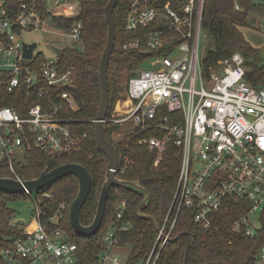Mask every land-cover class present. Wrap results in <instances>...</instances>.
<instances>
[{"label":"built area","instance_id":"2783aa9c","mask_svg":"<svg viewBox=\"0 0 264 264\" xmlns=\"http://www.w3.org/2000/svg\"><path fill=\"white\" fill-rule=\"evenodd\" d=\"M84 1L100 0H34L23 2L15 13L0 1V83L9 93L23 88L32 100L22 112L0 106V169L8 167L14 172L15 162L32 149L58 157L83 148L88 132L77 124L85 120L67 113V108H75V99L64 89L73 85L75 70L62 67L60 54L83 46L80 15ZM204 1L186 0L180 6L167 2L157 9L151 0H134L124 21L128 31L148 30L144 38L127 40L124 48L139 49L144 44L150 50H169L147 58V69L140 65L134 74L128 73L125 97L117 99L105 124L118 126L119 132L114 129L112 136L122 134V138L152 132L143 135L139 144L158 152L154 167L159 166L168 146L176 147L180 158L174 201L151 251L135 264L158 263L182 209L191 212L198 227L209 230L214 213L226 199L247 200L248 209L232 229L255 238L261 225L260 219H252L264 210V85L248 80L246 59L239 52L209 66L210 73L204 72ZM245 2L262 8L260 13L249 12V23L264 34V0H233V5L245 10ZM29 31L51 34L55 55L37 54L36 43L32 57L26 58L24 44L32 42H25L23 34ZM130 161L129 156L121 160L118 175ZM33 193L29 219L11 218L12 224H21L22 229L11 245L0 250L2 257L9 264H78V245L60 227L66 203L48 214L43 209L50 198L48 188ZM126 206L121 200L118 217ZM116 227L103 237L104 251L98 264L128 262L112 255L114 247L122 246ZM119 228L128 230L129 226ZM253 261L264 264V245Z\"/></svg>","mask_w":264,"mask_h":264},{"label":"trees","instance_id":"16d2710c","mask_svg":"<svg viewBox=\"0 0 264 264\" xmlns=\"http://www.w3.org/2000/svg\"><path fill=\"white\" fill-rule=\"evenodd\" d=\"M1 1V0H0ZM4 6L10 13L17 12L23 2L34 0H4ZM40 1V0H35ZM134 0H119L114 9L116 27L115 46L110 56L109 75V114L120 95L125 91L120 84L125 70L134 74L137 67L147 58L167 54L168 48L150 50L146 45L139 49H126L127 40L146 37L148 30L128 31L124 26L128 9ZM109 0L83 2L80 18L84 24L82 33L83 47L65 49L60 54L62 67H74L75 81L71 87H65L72 93L75 108H67V113L77 119H83L77 125L81 131H87L88 137L80 152L66 153L63 156L52 157L37 149H32L24 156V160L15 162V171L8 167L0 169L1 177H20L23 180H33L39 177L45 169H52L64 163H82L92 176V191L83 206L80 218L85 225L94 221L98 207V199L105 180L109 158L100 149L95 138V121L102 99L101 79L99 75L101 58L107 46L109 27L106 21L105 8ZM180 6L186 0H151L153 7L161 9L165 3ZM245 10H237L233 0H205L202 18L203 30L212 45L204 53V72L210 73L209 66L216 64L239 52L246 59L249 70L248 80L256 85H264V66L259 63L261 56L259 49L250 44L241 32V25H249V12H262V8L252 2L243 3ZM42 59V58H40ZM1 80V78H0ZM23 88L9 93L0 83V106H10L20 112L23 106L30 104ZM35 102V101H33ZM118 126L105 124V137L114 144L121 160L127 156L130 163L120 177L128 180H137L151 193V202L142 208L143 212L156 218L159 227L163 224L173 198L176 193L177 180L180 171V158L177 148L168 146L163 151L161 162L154 167L158 152L151 150L147 145H140L142 134L126 135L123 139L114 142L112 131ZM50 198L44 201L43 209L48 213L55 212L62 203L67 207L61 217L60 227L78 245V264H98L104 251L103 237L110 228L115 229L120 245H131V252L127 264H135L144 259L152 249L158 236V229L149 217H140L136 213L144 196L133 189L113 186L107 199L104 220L98 234L92 238L81 237L73 230L69 219L72 202L76 198L79 187L74 175L49 186ZM23 194H28L24 192ZM19 195V194H17ZM17 195L0 193V250L12 244L21 231L19 225L10 224V219L17 215L16 210L9 202ZM121 200L127 202L126 209L121 217L117 210ZM247 200L235 201L226 199L224 205L214 213L213 227L203 230L198 227L190 211L182 209L174 229L173 237L164 245L161 257L157 264H254V256L264 245V210L260 215V227L255 238L249 237L244 231L237 232L232 224L248 209ZM128 225V230L119 227ZM0 264H9L1 255Z\"/></svg>","mask_w":264,"mask_h":264},{"label":"water","instance_id":"95a60500","mask_svg":"<svg viewBox=\"0 0 264 264\" xmlns=\"http://www.w3.org/2000/svg\"><path fill=\"white\" fill-rule=\"evenodd\" d=\"M119 0H109L105 12H106V21L109 27L107 46L102 55V60L100 63V79H101V91H102V99L100 103V109L98 112V116L96 119L95 125V138L100 149L104 154L109 158V164L107 167V172L105 176V180L102 184V189L100 192V196L98 199V207L96 214L94 216V221L90 225H85L81 222L80 213L83 206L86 203V200L91 194L92 191V176L89 170L82 163H64L63 165L57 166L52 169H45L43 173L33 180H19L18 178L11 177H1L0 178V192H6L10 194H23L24 192H32L37 191L39 193L42 190L49 188V186L57 183L60 180H63L65 177L69 175H74L78 180L79 192L72 202L70 211H69V219L73 230L76 234L81 237L92 238L96 236L101 228V225L104 220V215L107 207V199L112 190L113 186H120L124 188H130L135 190L136 192L142 194L144 199L142 203L137 207L136 213L140 217H149L151 218L158 231L160 229L159 224L155 217L150 216L143 212L142 208L149 205L151 202V193L149 190L140 184L137 180H126L118 175V167L120 164V155L117 152L116 147L112 142H110L104 133L105 129V120L109 114V75L108 68L110 62V56L113 52L115 46V35H116V27L114 20V9L117 6ZM25 45V57L31 58L33 54V50L37 47L36 42H32ZM58 53H60V49H56Z\"/></svg>","mask_w":264,"mask_h":264},{"label":"rangeland","instance_id":"374dc122","mask_svg":"<svg viewBox=\"0 0 264 264\" xmlns=\"http://www.w3.org/2000/svg\"><path fill=\"white\" fill-rule=\"evenodd\" d=\"M241 32L247 41L252 44L253 47L259 49L261 56L259 57V63L264 66V34L260 32L256 27H253L252 25H241L240 27ZM23 40L27 43L29 42H36L39 46L37 48V54H40L42 57H53L55 55L52 46L54 45V40L51 34H48L46 32L42 31H29V32H24L23 34ZM201 53L202 55L204 52L212 45L213 40L210 39V37L206 34L203 36L201 39ZM83 46L79 44L78 48H82ZM149 60H145L142 64L140 69H147L149 67ZM128 72L125 70L123 73V76L121 78L120 84L124 87L125 83L128 78ZM125 97V91L120 95L119 98H124ZM118 98V99H119ZM76 105V101H75ZM96 122V120H95ZM96 125V124H95ZM119 130V127L117 131ZM119 132V131H118ZM117 133V132H115ZM112 139L114 142L123 139L122 134H114L113 136L111 135ZM24 160V159H22ZM2 192V191H1ZM0 192V193H1ZM33 196H36V193L31 194H19L16 197H14L15 200L9 202L10 206L13 207L17 215L23 217L24 220L29 219L30 212L32 210V204H30V201L32 200ZM41 196V194L37 195V199ZM256 216L253 217L252 221L256 222L259 220L261 213L256 212ZM10 224H12V220L10 219ZM20 229H22L21 224L13 225V226H18ZM132 248L131 245H123V246H118L114 247L112 250V255H116L120 261H126L130 255Z\"/></svg>","mask_w":264,"mask_h":264}]
</instances>
